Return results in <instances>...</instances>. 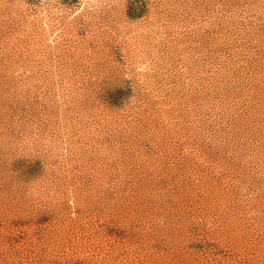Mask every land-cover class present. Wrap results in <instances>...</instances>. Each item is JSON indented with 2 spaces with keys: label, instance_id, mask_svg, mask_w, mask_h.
<instances>
[{
  "label": "rangeland",
  "instance_id": "1",
  "mask_svg": "<svg viewBox=\"0 0 264 264\" xmlns=\"http://www.w3.org/2000/svg\"><path fill=\"white\" fill-rule=\"evenodd\" d=\"M0 264H264V0H0Z\"/></svg>",
  "mask_w": 264,
  "mask_h": 264
}]
</instances>
